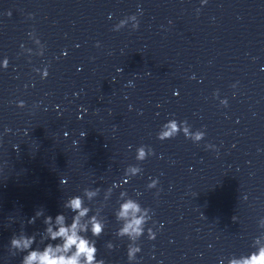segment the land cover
<instances>
[{"label": "water", "instance_id": "obj_1", "mask_svg": "<svg viewBox=\"0 0 264 264\" xmlns=\"http://www.w3.org/2000/svg\"><path fill=\"white\" fill-rule=\"evenodd\" d=\"M131 15L138 29L113 30ZM5 58L0 264H21L24 253L8 250L20 231L43 248V217L29 219L43 209L70 221L63 202L85 188L100 189L85 203L103 208L105 264H129L130 241L115 235L121 191L153 210L134 264H227L254 250L264 233V0H0V65ZM45 67L42 79L34 69ZM170 119L205 138L161 142ZM140 145L155 154L129 178Z\"/></svg>", "mask_w": 264, "mask_h": 264}, {"label": "clouds", "instance_id": "obj_2", "mask_svg": "<svg viewBox=\"0 0 264 264\" xmlns=\"http://www.w3.org/2000/svg\"><path fill=\"white\" fill-rule=\"evenodd\" d=\"M202 2L206 3L207 0H202ZM138 11L140 10L138 9ZM197 13H199V9H197ZM129 22H131L133 30L139 28L137 16L131 15L120 20L113 30L119 31L127 26ZM8 64L9 61L5 58L0 66L7 69ZM34 71L40 74L42 79L47 78L49 75L46 67L43 70L34 69ZM215 95L217 94L214 93ZM220 103L227 107L228 102L226 99L221 100ZM17 107L23 108L25 103L19 101ZM6 131L8 130L6 129ZM180 134H183L186 139H190L194 143H199L206 136L204 130L197 129L193 131L186 120L170 119L161 126L157 133V139L163 142L174 139ZM81 135L85 136V133H81ZM207 147L211 148L214 146L207 145ZM154 154V150L150 146L140 145L137 147L135 159L138 163L127 166L125 175L132 178L141 174L143 169L139 166V163ZM158 182V179H152L147 184V189L155 188ZM66 183V179H61V184ZM112 191L113 189L110 187L104 192L105 201L110 199ZM99 193V188H85L83 195H74L64 201L63 207L73 213L70 221L63 213H59L53 218L50 215H45L43 209L37 210L28 223H35L36 219L43 217L42 222L45 227L43 232L38 234L40 235L41 243L44 244L45 241H48V243L44 244L43 248H33L37 234L28 235L24 231H20L11 237L9 252L13 256L17 253H24L21 264H105L104 259L97 258L98 248L96 247L97 239L103 235L106 227L101 216L103 208L98 207L93 213V210L85 203L86 200L92 202ZM117 203L118 207L115 209L114 216L119 227L115 235L117 238H127L130 241L127 245V260L129 264H134L137 260V254L142 250L137 242L144 236L146 225L151 220L153 210L142 206L139 200L129 196L126 191L120 192ZM90 213L92 214L90 215ZM258 226L264 229V217L259 219ZM147 235L149 239H155L156 234L152 228H147ZM262 236H264V233L253 240L254 250L252 252L238 257L232 255L227 258V264H264V247L258 246ZM105 247L111 250L114 245L109 241L105 244ZM221 264H223V261H221Z\"/></svg>", "mask_w": 264, "mask_h": 264}]
</instances>
